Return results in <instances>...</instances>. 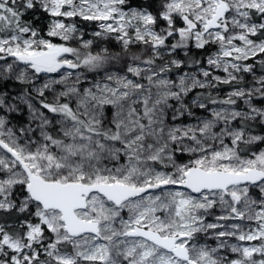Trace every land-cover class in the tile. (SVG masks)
I'll list each match as a JSON object with an SVG mask.
<instances>
[{
  "label": "snow or ice",
  "instance_id": "obj_1",
  "mask_svg": "<svg viewBox=\"0 0 264 264\" xmlns=\"http://www.w3.org/2000/svg\"><path fill=\"white\" fill-rule=\"evenodd\" d=\"M0 264H264V0H0Z\"/></svg>",
  "mask_w": 264,
  "mask_h": 264
}]
</instances>
